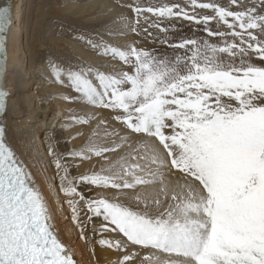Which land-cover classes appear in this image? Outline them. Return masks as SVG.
I'll return each instance as SVG.
<instances>
[{
    "label": "snow or ice",
    "instance_id": "1",
    "mask_svg": "<svg viewBox=\"0 0 264 264\" xmlns=\"http://www.w3.org/2000/svg\"><path fill=\"white\" fill-rule=\"evenodd\" d=\"M128 7L135 15L131 32L173 49L171 55L135 42L121 48L89 40L100 55L129 70L52 64L51 74L59 84L66 78L78 94L64 99L110 110L126 130L124 135L105 132L119 143H89L68 153L109 161L106 153L127 146L107 167L75 178L76 184L154 191L137 194L135 209L104 197L88 200L57 158L55 166L63 172L60 190L102 216L104 231L122 235V240L99 241L124 253L117 264H264V0H162ZM174 19L202 26L207 38H170ZM10 21V8L0 6V75ZM8 95L0 88V113L6 111ZM69 119L89 122L85 116ZM165 170L179 174L175 186L166 181ZM67 203L83 239L78 202L70 198ZM128 245L134 250L127 251ZM0 264H78L58 235L48 201L6 142L2 125Z\"/></svg>",
    "mask_w": 264,
    "mask_h": 264
},
{
    "label": "bare ground",
    "instance_id": "2",
    "mask_svg": "<svg viewBox=\"0 0 264 264\" xmlns=\"http://www.w3.org/2000/svg\"><path fill=\"white\" fill-rule=\"evenodd\" d=\"M79 3L71 5L67 1L64 5L81 13L93 9L106 10L111 4L110 0H83ZM43 5V0H0V6L10 8L11 17L5 34V71L0 75V88L9 93L6 98V111L0 113V121L5 127V140L24 162L48 201L54 214L58 235L73 251L78 264H117L124 253L101 246L99 241L101 239L117 241L124 238L121 234L104 231L102 226L106 222L102 216L97 217L89 213L78 196L68 197L60 190V176L63 172H58L55 160L57 158L62 160L78 192L88 200L104 197L135 209L137 207L135 196L150 194L154 189L137 188L134 192L128 189L100 188L87 183L76 184L75 178L107 167L109 162L115 161L119 155L127 151V146L116 153H106L109 161L96 156H91L90 159L73 158L68 153L84 149L89 143L111 145L114 139L119 143L114 136L106 137L105 132L115 131L124 135L126 130L111 118L112 111L106 112L104 123L99 125L92 122L95 118L101 119L103 112L100 108L85 106L75 99L76 110L89 116V123L84 126L71 121L72 125L65 131L60 129L61 120L68 116L67 111L70 108L64 103L66 99L61 96L51 101L50 94L53 92L61 94L68 92L70 96L78 94L67 88L66 81L59 84L50 75L51 66L47 60L49 54H52V37L43 18ZM111 10L113 13L118 11L115 7H111ZM63 45L81 59L93 61L90 54H85L71 41H65ZM75 63L80 64V60H75ZM43 135L48 136L44 139ZM129 143H134V140H130ZM50 148L52 155L49 154ZM178 175L165 170V179L170 186L176 185ZM155 187L158 188L159 185ZM70 198L78 202L79 222L84 226L83 239L80 229L72 219L73 212L67 203ZM156 211L157 209H152L153 213ZM133 250L134 246H127V251ZM135 250L143 254L138 247ZM136 264H139V260Z\"/></svg>",
    "mask_w": 264,
    "mask_h": 264
},
{
    "label": "rangeland",
    "instance_id": "3",
    "mask_svg": "<svg viewBox=\"0 0 264 264\" xmlns=\"http://www.w3.org/2000/svg\"><path fill=\"white\" fill-rule=\"evenodd\" d=\"M43 1V18H45L46 27L50 31L52 37V54H49L47 60V63H49L50 66L52 64H57L58 66L67 69L69 66L75 68L83 65L91 66L104 72H119L129 70L127 66L123 65L119 60L113 59L110 56L100 55L96 49L89 45V40L94 43H99L101 40H103V42L106 44L121 48H124L135 42L137 47L152 50L161 54L167 53L171 55L173 52V49L159 42H154L151 38H146V35L138 36L131 32V26L135 21V15L128 5L136 3L141 5H155L161 3L162 0H110V7L106 10L93 9L81 13H77L74 8H66L64 3L68 1L71 5H76L80 4L79 1L82 2L83 0ZM164 2L183 4L185 3V0H164ZM223 2H226V0H223ZM111 7H115L118 9V11L113 13L112 11L114 9L111 10ZM171 23L176 26V30L170 31V38L180 36H194L197 39L207 38L206 34L202 31V26L195 25L194 23H190L189 21L182 19H174L171 21ZM165 24H167V22H165ZM141 25L147 27L143 20H141ZM212 26L215 27L214 24ZM149 31L153 32L156 36L162 35L156 29H149ZM65 41H71L73 44L78 45L85 52V54H90L93 57V61H87L78 57L75 52L63 45ZM77 59L80 60V64L75 63V60ZM256 63L259 64L261 61L256 60ZM68 87L69 86L67 85V88ZM69 89H71V87H69ZM57 96H61L63 98L65 96L76 97L73 95L70 96L68 92H64L62 94L59 92H53L50 94L51 101L56 99ZM64 103L67 104L70 110L67 111L68 116L64 120H61L62 124L60 125V129L62 131H65L67 128H69V126L72 125L70 124L72 120L69 119L71 116H85L83 113H80L76 110L74 99L65 100ZM100 110L103 112V117H101V119L95 118L92 120V122H96L99 125L102 124V121L104 122L106 112L110 111L103 108H100ZM113 115L111 118H113ZM85 117H88L90 120L89 116ZM88 123L83 125H88ZM46 136L43 135L44 139H46Z\"/></svg>",
    "mask_w": 264,
    "mask_h": 264
}]
</instances>
